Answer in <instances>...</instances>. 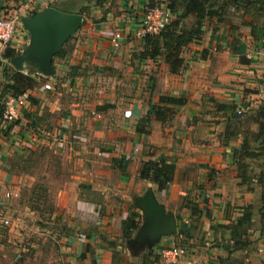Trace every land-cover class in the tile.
<instances>
[{
    "label": "crops",
    "instance_id": "0c3cea01",
    "mask_svg": "<svg viewBox=\"0 0 264 264\" xmlns=\"http://www.w3.org/2000/svg\"><path fill=\"white\" fill-rule=\"evenodd\" d=\"M7 1L22 9L29 0ZM251 1L230 6L217 28L206 22L171 73L160 58L134 57L143 50L136 32L146 0H35L33 13L54 8L82 23L52 74L32 73L37 102L0 128V143L36 141V129L59 148L69 174L57 205L67 264H165L161 253L173 246L185 247L192 264H264V10L244 8ZM163 96L186 100L164 123L150 112ZM147 116L148 132L138 133ZM148 162L173 166L162 189L140 177ZM150 192L174 215L176 233L136 243L146 223L137 204Z\"/></svg>",
    "mask_w": 264,
    "mask_h": 264
},
{
    "label": "rangeland",
    "instance_id": "374dc122",
    "mask_svg": "<svg viewBox=\"0 0 264 264\" xmlns=\"http://www.w3.org/2000/svg\"><path fill=\"white\" fill-rule=\"evenodd\" d=\"M34 2L27 1L28 6L21 9L20 6L8 5L7 0H0V12L11 15L17 27L14 38L21 46L19 52H15V57L22 56L27 60L33 40L21 20L32 17ZM193 21V18H187L183 24L190 27ZM24 34L27 36L25 42L22 38ZM72 35L64 44L66 52L72 47ZM36 56L39 59V55ZM28 64L32 62L28 61ZM16 66V63L11 62L0 68V92L9 76L16 72ZM23 71L26 75H32L36 69L31 67ZM45 90L51 91L49 88ZM32 133L36 134V141L28 138L22 144L19 140L6 137L0 143V162L7 174L5 189L2 190L5 204L0 205V264H67L63 244V215L57 205L60 201L58 192L69 179L68 169L62 166L59 148L49 141L43 143L46 136L36 129ZM5 220L8 221L7 225L3 223Z\"/></svg>",
    "mask_w": 264,
    "mask_h": 264
},
{
    "label": "trees",
    "instance_id": "16d2710c",
    "mask_svg": "<svg viewBox=\"0 0 264 264\" xmlns=\"http://www.w3.org/2000/svg\"><path fill=\"white\" fill-rule=\"evenodd\" d=\"M147 6H163L172 15L171 23L158 34L145 35L143 39V50L134 55L140 60L162 59L168 66L171 73L179 72L185 62L182 58V52L185 47L193 42H198L202 37V28L206 22L213 23L217 28L225 21L230 6H237L235 0H146ZM257 5L264 10V1L254 0L244 5V8H253ZM36 13H32L34 16ZM187 18H193L192 25L185 27L183 24ZM66 43V42H65ZM64 54L61 51L55 57L61 58ZM15 57V51L8 49L5 51L3 59ZM35 76L26 75L21 72H14L9 76L0 92V116L4 109V101L9 96H18L27 91H33L39 86ZM30 104L37 101L31 96ZM186 104L185 99L163 96L159 99L158 104L153 105L150 109L152 115L162 123L169 120L172 109L181 107ZM150 122L147 116L137 125L138 133H147L146 126ZM173 166L164 162L145 163L140 170V177L156 184L162 189L171 180ZM264 207V205H263ZM245 220V218H244ZM264 222V213L261 216ZM134 229V226L128 222L124 223L123 237L130 238L131 232L128 229Z\"/></svg>",
    "mask_w": 264,
    "mask_h": 264
},
{
    "label": "water",
    "instance_id": "95a60500",
    "mask_svg": "<svg viewBox=\"0 0 264 264\" xmlns=\"http://www.w3.org/2000/svg\"><path fill=\"white\" fill-rule=\"evenodd\" d=\"M21 22L33 40V45L28 52L30 57L28 60L22 56L13 57L10 63H16L17 70H20L22 63L30 61L32 64H28L27 68L32 66L45 75H51L53 58L61 51L68 38L80 27L82 16L54 8H46L30 18L22 19ZM36 55H39V59H36ZM137 206L142 210L146 223L138 233L136 243L154 242L161 236L176 233L174 215L166 212L151 192L139 200Z\"/></svg>",
    "mask_w": 264,
    "mask_h": 264
},
{
    "label": "built area",
    "instance_id": "2783aa9c",
    "mask_svg": "<svg viewBox=\"0 0 264 264\" xmlns=\"http://www.w3.org/2000/svg\"><path fill=\"white\" fill-rule=\"evenodd\" d=\"M147 2V1H146ZM172 21L171 13L163 6H146L143 17L140 21V27L136 32V36L143 38L145 35L158 34L163 31ZM17 27L11 15L0 12V61L3 60L5 51L8 49L19 52V43L14 38ZM122 36L120 32H116L112 37V45L119 48ZM21 52V51H20ZM32 96L31 91H27L18 96H9L4 101V109L0 116V128L8 127L17 123L21 111L28 105ZM240 115L241 111L238 110ZM137 151V149L135 150ZM151 152V151H150ZM130 156H126L125 160H130ZM5 225L8 221H3ZM187 256V250L182 246H173L162 251L161 259L165 264H192L190 261H184Z\"/></svg>",
    "mask_w": 264,
    "mask_h": 264
}]
</instances>
